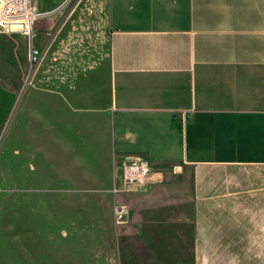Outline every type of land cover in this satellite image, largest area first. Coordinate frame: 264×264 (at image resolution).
<instances>
[{
  "label": "crops",
  "instance_id": "0c3cea01",
  "mask_svg": "<svg viewBox=\"0 0 264 264\" xmlns=\"http://www.w3.org/2000/svg\"><path fill=\"white\" fill-rule=\"evenodd\" d=\"M32 8V71L0 29V135L29 72V147L109 181L119 264H264V0ZM134 161L152 180L125 188Z\"/></svg>",
  "mask_w": 264,
  "mask_h": 264
},
{
  "label": "rangeland",
  "instance_id": "374dc122",
  "mask_svg": "<svg viewBox=\"0 0 264 264\" xmlns=\"http://www.w3.org/2000/svg\"><path fill=\"white\" fill-rule=\"evenodd\" d=\"M20 97L24 111L0 135V264H119L122 215L109 181L29 147V72Z\"/></svg>",
  "mask_w": 264,
  "mask_h": 264
},
{
  "label": "built area",
  "instance_id": "2783aa9c",
  "mask_svg": "<svg viewBox=\"0 0 264 264\" xmlns=\"http://www.w3.org/2000/svg\"><path fill=\"white\" fill-rule=\"evenodd\" d=\"M39 14L32 8V0H0V29L5 33L24 34L29 39L28 58L30 69L38 64L41 51L34 45V28ZM153 170L143 161L126 163L123 167L124 187L148 184L152 180Z\"/></svg>",
  "mask_w": 264,
  "mask_h": 264
}]
</instances>
